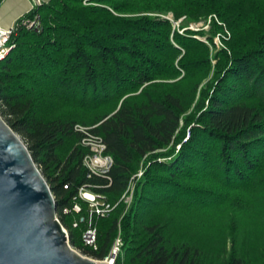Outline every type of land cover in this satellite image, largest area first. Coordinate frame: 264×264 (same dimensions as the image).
Instances as JSON below:
<instances>
[{
	"label": "trees",
	"instance_id": "16d2710c",
	"mask_svg": "<svg viewBox=\"0 0 264 264\" xmlns=\"http://www.w3.org/2000/svg\"><path fill=\"white\" fill-rule=\"evenodd\" d=\"M168 13L214 16L213 51L205 31L153 16ZM36 14L40 34L24 25ZM16 26L0 116L47 180L72 246L103 261L121 232L116 264H264V0H50ZM76 125L103 138L111 182L88 179ZM84 186L115 207L92 219L97 250L83 240L88 222L74 228L90 215L75 201Z\"/></svg>",
	"mask_w": 264,
	"mask_h": 264
},
{
	"label": "water",
	"instance_id": "95a60500",
	"mask_svg": "<svg viewBox=\"0 0 264 264\" xmlns=\"http://www.w3.org/2000/svg\"><path fill=\"white\" fill-rule=\"evenodd\" d=\"M0 264H108L71 248L47 180L1 116Z\"/></svg>",
	"mask_w": 264,
	"mask_h": 264
},
{
	"label": "built area",
	"instance_id": "2783aa9c",
	"mask_svg": "<svg viewBox=\"0 0 264 264\" xmlns=\"http://www.w3.org/2000/svg\"><path fill=\"white\" fill-rule=\"evenodd\" d=\"M6 0H3V2ZM32 3V9L38 8L43 5L41 0H30ZM159 17L171 21L175 24L174 30L178 29L180 34V23L185 20V17L180 19V21L174 22L166 16ZM28 28L32 29L35 34H40L43 28V21L40 14H36L33 19L24 22ZM16 23L10 28H3L0 26V62L3 61L10 51L15 47L12 43V37L16 35ZM95 127H87L83 125H76L74 130L81 136V146L86 148L89 152L84 157L83 165L88 171V179L93 177H101L107 179L111 182L109 173L113 166V159L107 154V146L103 138L99 135L93 133ZM143 176V171L140 170L139 173L133 178H141ZM134 189L135 183L132 181L128 187L127 192L124 194L122 201L128 205V210L134 201ZM81 200L85 202L90 210L89 218L82 217L78 222L74 224V228H77L79 224L88 222L89 227L86 230L83 240L85 245L92 247L97 250V231L96 228L92 226V219L94 216L101 218L107 217L115 207L112 206L106 199L99 197L93 191L90 190V186L82 187L78 192V197L75 201ZM72 211L77 214H81L82 208L78 203H75L72 207ZM69 209L64 210V214H68ZM67 232V231H66ZM68 233V232H67ZM69 236V235H68ZM123 254V242L121 238V232H119L118 237L115 239L108 256L104 261L108 264H116L117 261L122 257Z\"/></svg>",
	"mask_w": 264,
	"mask_h": 264
},
{
	"label": "rangeland",
	"instance_id": "374dc122",
	"mask_svg": "<svg viewBox=\"0 0 264 264\" xmlns=\"http://www.w3.org/2000/svg\"><path fill=\"white\" fill-rule=\"evenodd\" d=\"M158 15L166 16L169 19H171L172 21L177 22V23L180 21V19L176 20L172 13H168V14H153V16H155V17L158 16ZM213 17L214 16H210L207 21H202L200 23H188L186 20H184L183 22L180 23V31L183 32V34H184L185 27H188V29L192 30V31L203 30V31H205L207 33V35L206 36H200V37H197V38L199 40L203 41L204 43H206L207 45H209V38H210V35H209L210 33L209 32L212 30L210 23H211ZM172 26H173V29H174V27H177L173 23H172ZM176 31L178 32V29ZM225 33L227 35V39H229L231 37V34L226 28H225ZM214 42H215V45L218 48H221L223 46L222 43H221L222 41L220 39V35H217V37L214 39ZM209 48H210L211 51H213V48L210 45H209ZM65 230L68 232V230L66 228H65ZM68 235H69V232H68ZM69 244H70V241H69ZM221 244H222V246H226L227 250H230L231 245H230V240L229 239H226V240L222 241ZM70 246L75 252H77L81 256H83L85 258H88V259H91V260H93L95 262H100V260L94 259V258L82 253L79 249L75 248L71 244H70Z\"/></svg>",
	"mask_w": 264,
	"mask_h": 264
},
{
	"label": "crops",
	"instance_id": "0c3cea01",
	"mask_svg": "<svg viewBox=\"0 0 264 264\" xmlns=\"http://www.w3.org/2000/svg\"><path fill=\"white\" fill-rule=\"evenodd\" d=\"M48 3L50 0H41ZM32 10L30 0H6L0 6V26L10 28Z\"/></svg>",
	"mask_w": 264,
	"mask_h": 264
}]
</instances>
